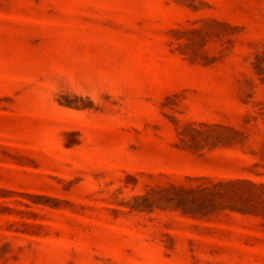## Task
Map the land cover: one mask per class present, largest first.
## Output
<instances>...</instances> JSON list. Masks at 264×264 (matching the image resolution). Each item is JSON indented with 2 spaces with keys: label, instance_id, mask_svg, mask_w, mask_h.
Masks as SVG:
<instances>
[{
  "label": "rangeland",
  "instance_id": "1",
  "mask_svg": "<svg viewBox=\"0 0 264 264\" xmlns=\"http://www.w3.org/2000/svg\"><path fill=\"white\" fill-rule=\"evenodd\" d=\"M0 264H264V0H0Z\"/></svg>",
  "mask_w": 264,
  "mask_h": 264
}]
</instances>
